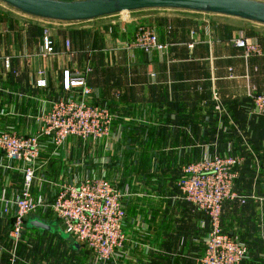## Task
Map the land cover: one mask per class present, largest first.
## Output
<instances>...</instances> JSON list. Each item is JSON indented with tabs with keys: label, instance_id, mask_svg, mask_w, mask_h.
Returning a JSON list of instances; mask_svg holds the SVG:
<instances>
[{
	"label": "crops",
	"instance_id": "1",
	"mask_svg": "<svg viewBox=\"0 0 264 264\" xmlns=\"http://www.w3.org/2000/svg\"><path fill=\"white\" fill-rule=\"evenodd\" d=\"M134 13L47 28L0 4V131L37 132L38 117L69 95L62 72L70 68L91 69V100L108 105L114 117L112 139L97 147L85 144L78 151L70 138L55 153L44 138L33 195L50 202L57 184L103 175L124 195L127 256L117 264H200L207 218L182 199L181 168L203 156H237L243 163L234 191L246 202L224 203L222 228L247 245L243 264H264V117L249 113V96L264 83V54L246 60L233 43L249 39L253 30L264 35V26L186 11ZM140 25L158 33L162 54L130 50ZM44 30L55 47L46 58ZM259 39L264 43V36ZM43 78L46 86L37 88ZM1 155L0 264H15L19 244L9 236L15 209L3 214L1 200L17 197L23 179L20 164ZM35 216L55 219L49 212ZM24 233L36 239L47 234Z\"/></svg>",
	"mask_w": 264,
	"mask_h": 264
},
{
	"label": "built area",
	"instance_id": "2",
	"mask_svg": "<svg viewBox=\"0 0 264 264\" xmlns=\"http://www.w3.org/2000/svg\"><path fill=\"white\" fill-rule=\"evenodd\" d=\"M233 43L246 60L262 55L256 40L240 36ZM66 47L68 49V42ZM42 48L44 58L54 54L53 42L47 30L43 32ZM129 48L147 55L162 54L166 49L160 43L157 32L148 25L137 27ZM90 72V68L84 71L75 69L74 74L68 69L63 70L62 90L69 95L52 102L49 111L38 117L36 135L20 136L12 129L0 131L2 160L19 163L23 179L22 190L17 197L13 200L2 198V211L7 215L12 208L15 209L9 234L15 244L22 237L27 217L49 212L75 242L94 252L100 260L125 259L128 239L123 230L124 195L104 176L88 175L70 184H57L50 202L41 195H33L42 137L58 149L68 137L84 139L94 137L98 130H110L112 113L109 106L91 102L93 91L87 84ZM38 74L42 76L44 72L40 70ZM36 86L44 88L45 79H39ZM216 109L220 110L218 106ZM249 113L253 117H264V93L249 96ZM242 163L243 160L237 156L223 154L203 156L198 162L181 168L177 187L182 199L207 218L200 264H243L249 257L247 245L225 233L221 223L224 203L234 200L241 204L246 202L245 197L234 191Z\"/></svg>",
	"mask_w": 264,
	"mask_h": 264
},
{
	"label": "water",
	"instance_id": "3",
	"mask_svg": "<svg viewBox=\"0 0 264 264\" xmlns=\"http://www.w3.org/2000/svg\"><path fill=\"white\" fill-rule=\"evenodd\" d=\"M0 4L28 17L66 24L148 10H172L228 16L264 26V2L258 0H0ZM25 230L56 235L75 252L82 248L55 219L30 215L25 219Z\"/></svg>",
	"mask_w": 264,
	"mask_h": 264
},
{
	"label": "rangeland",
	"instance_id": "4",
	"mask_svg": "<svg viewBox=\"0 0 264 264\" xmlns=\"http://www.w3.org/2000/svg\"><path fill=\"white\" fill-rule=\"evenodd\" d=\"M258 1L264 2L263 0H258ZM137 14L138 13H132V14L129 13L126 15L124 14V16L123 15H120V16L129 17V16H134ZM44 23L46 24L47 28H51L55 25L62 24V23H55V22H48V21H45ZM47 31L49 32V30H47ZM135 32H136V30H135ZM261 34H263V33H259L257 30H253L249 40H252V39L258 40L257 43L260 45V49L264 54V43H262L259 39L264 35H261ZM157 35H158V33H157ZM50 38L53 42L54 40L52 39L53 37H51V35H50ZM132 42H131V44H132ZM53 46H54V42H53ZM70 47H71V42H70L69 48ZM54 49H55V47H54ZM47 57H49V56H47ZM77 69L79 70L80 68H77ZM68 70L71 74H74L75 69L70 68ZM106 73L108 74L109 72L107 71ZM92 77H90V76L88 77L87 84L88 83L91 84L90 82L92 81L91 80ZM263 85H264L263 82H258V86H260L261 88H258L256 91L254 89H252V90H254V92H256V93H264ZM91 102L97 104V102H95V101L91 100ZM113 120H114V117L112 116L110 130H98V131H96L94 137L89 136V137H86L83 139L80 137L72 136V137H68L65 140V142H63L62 145L60 146V148H58V149H55L51 145L50 146L53 148L55 153H57L58 150H62V148L67 144L68 140L71 138L72 140H69V143L72 144V146H75V148L78 151L82 150V147L85 144L86 145H88V144L92 145L93 144L94 146L97 147L102 141L112 139L111 126H112ZM36 123H37V120H36ZM36 134H37V132H35L34 134H27V135L28 136H34ZM17 135H19V134L17 133ZM20 136H23V135H20ZM43 139L44 138L42 137L40 140H43ZM45 140H46V138H45ZM41 144H42L41 145L42 146V152H40V155L38 157L37 162H39L40 158L42 157V155L44 154V151H45L44 150L45 147L43 146V142H41ZM77 150L75 151V156H77V158H78L80 155L78 154ZM81 160H82V156H81ZM93 175L103 176V175H99V174H93ZM76 178H77V176H76ZM60 240L57 239V237H54L52 235L49 236L48 233L45 235V237L43 239H36V238H32L31 234H25L23 232L22 237L18 243L19 244L18 247L13 249L14 250L13 251L14 252L13 257L16 258V261H14V263L15 264H117L118 261H121V259L110 260V261L100 260L94 252L87 250V249H83L82 251H79L75 254L67 253V251L63 247V244L61 243L63 241L62 240L60 241Z\"/></svg>",
	"mask_w": 264,
	"mask_h": 264
}]
</instances>
